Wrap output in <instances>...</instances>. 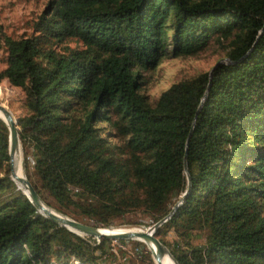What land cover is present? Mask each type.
Wrapping results in <instances>:
<instances>
[{
    "label": "trees",
    "instance_id": "1",
    "mask_svg": "<svg viewBox=\"0 0 264 264\" xmlns=\"http://www.w3.org/2000/svg\"><path fill=\"white\" fill-rule=\"evenodd\" d=\"M213 43L227 59L211 79L200 71L150 99L163 57ZM0 48V81L24 93L23 169L46 204L99 227L151 224L189 185L155 231L177 262L264 264V0H47L29 34L0 25ZM9 159L0 118V264H116L113 238L38 211Z\"/></svg>",
    "mask_w": 264,
    "mask_h": 264
},
{
    "label": "rangeland",
    "instance_id": "2",
    "mask_svg": "<svg viewBox=\"0 0 264 264\" xmlns=\"http://www.w3.org/2000/svg\"><path fill=\"white\" fill-rule=\"evenodd\" d=\"M46 1L47 0H0V25L2 29L5 33L14 37L29 34L32 31L34 20L37 19L38 15L42 12ZM71 43L74 44V42ZM4 54L3 48H0V69L6 65ZM219 60H226V58L217 43H213L207 50L197 55L163 57L158 66L148 73L149 83L145 88V92L150 99H155L161 91L166 89L171 83L200 71L209 70ZM23 97L24 93L20 87L12 85L7 79H2L0 81V102L6 105L15 119L23 112L21 106ZM19 151L17 166L18 171L22 175V173L25 174V172L22 163L23 152L21 144ZM17 184L24 190L21 184L18 182ZM126 216L129 218L128 215ZM139 219H142L144 223L114 226L145 229L153 224H148L149 219L146 217L141 216ZM132 240L133 238H128V242H126L125 245L123 244V246L115 237L113 238L112 245L117 254V256L114 257V262L116 264H147L140 260L139 254L137 253L140 249L133 245ZM119 247L125 251L122 252V250H119ZM171 261L175 264L173 260Z\"/></svg>",
    "mask_w": 264,
    "mask_h": 264
},
{
    "label": "water",
    "instance_id": "3",
    "mask_svg": "<svg viewBox=\"0 0 264 264\" xmlns=\"http://www.w3.org/2000/svg\"><path fill=\"white\" fill-rule=\"evenodd\" d=\"M227 59V58H226ZM212 69L209 70V79H211L212 76ZM0 118L6 123L8 130H9V173L10 177L17 183L19 182L24 187V192L28 195L29 199L34 203V205L37 207V209L49 217L50 219L54 220L55 222L59 223L60 225H63L67 227L69 230L80 233V234H90L97 238H100L101 236L111 237V238H133L143 241L147 244L148 248L151 251L153 260L155 264H163L162 263V257L165 254H168L173 261L176 264H179L171 251L168 249V247L157 237L155 234V231L157 227L165 221L170 214L173 212L175 207L179 204V202L184 198L186 192L189 189V185L187 189L183 192L181 198L179 201H177L174 206L172 207L171 211L164 216L163 218L159 219L152 225L148 226L147 228H130V227H119V226H110V230H105L106 226H96L92 224H88L82 221H79L75 218H72L68 215H65L53 207L46 204L41 197L38 195L36 190L34 189L33 185L29 181V179L26 177L25 174H19L17 170L15 169V154L18 151L20 147V141L18 137V125L16 123V119L13 117L11 111L6 107L5 104L0 102ZM191 131L189 132V135L186 139V145L188 143V139L190 136ZM184 168L185 171H187V165H186V155L184 156ZM188 184L190 183V176L187 174Z\"/></svg>",
    "mask_w": 264,
    "mask_h": 264
},
{
    "label": "bare ground",
    "instance_id": "4",
    "mask_svg": "<svg viewBox=\"0 0 264 264\" xmlns=\"http://www.w3.org/2000/svg\"><path fill=\"white\" fill-rule=\"evenodd\" d=\"M2 115V113H0ZM20 152V151H19ZM19 152L17 151L16 154H15V169L17 170V172L19 174H21L19 171H18V156H19ZM19 183V182H18ZM20 184V183H19ZM111 228H105V230H110ZM173 260L168 254H165L163 257H162V263L163 264H173L172 261ZM176 264V263H175Z\"/></svg>",
    "mask_w": 264,
    "mask_h": 264
},
{
    "label": "built area",
    "instance_id": "5",
    "mask_svg": "<svg viewBox=\"0 0 264 264\" xmlns=\"http://www.w3.org/2000/svg\"><path fill=\"white\" fill-rule=\"evenodd\" d=\"M115 239H117V241H119V242H121L118 238H115ZM122 243V245L124 244L125 245V243H123V242H121ZM123 245V246H124ZM120 247H122V246H120ZM114 248V247H113ZM115 250V249H114ZM116 251V250H115Z\"/></svg>",
    "mask_w": 264,
    "mask_h": 264
}]
</instances>
